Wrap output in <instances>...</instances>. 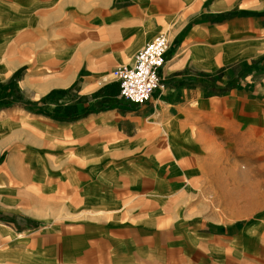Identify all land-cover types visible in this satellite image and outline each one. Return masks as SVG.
<instances>
[{
    "label": "crops",
    "instance_id": "crops-1",
    "mask_svg": "<svg viewBox=\"0 0 264 264\" xmlns=\"http://www.w3.org/2000/svg\"><path fill=\"white\" fill-rule=\"evenodd\" d=\"M158 34L162 88L123 101L112 69ZM21 68L11 91L33 110L0 109V264H264V218L199 232L176 217L170 240L192 124L218 131L204 144L263 140L264 0H0V85ZM70 87L71 120H53L41 100Z\"/></svg>",
    "mask_w": 264,
    "mask_h": 264
},
{
    "label": "rangeland",
    "instance_id": "rangeland-1",
    "mask_svg": "<svg viewBox=\"0 0 264 264\" xmlns=\"http://www.w3.org/2000/svg\"><path fill=\"white\" fill-rule=\"evenodd\" d=\"M22 72L21 68L17 72V79L22 76ZM261 77V73H259L254 76V79L258 82L257 80H260ZM72 88L63 91L52 90L45 96L44 100H41L42 103L39 107H42L43 111L48 113L53 120L56 117L71 120L69 109L76 102L75 98H70ZM14 89L8 95L9 99L20 105L33 101L26 91L16 87ZM98 106L105 107L101 103ZM33 107L37 108L35 105ZM258 123L259 128L264 127H261V122ZM193 124L192 132L197 139L199 150L194 162H190L192 165L190 168L191 173L184 180L180 179L178 183L170 181V240L171 236L174 235L172 232L174 231L173 223L176 217L185 219L190 216L192 220L196 221V227L193 226L192 229L199 232H204L207 229L205 228L207 220L216 224L218 226L217 230L224 232L222 227H225L226 223L232 222L235 229L259 220V218H264V130H256V138L263 139L260 142L261 144L254 146H224L217 144L220 141L219 133L213 131V126L209 131H201V122L197 121ZM131 132L127 131L128 135ZM145 132L147 138L155 137L152 131L147 130ZM206 136L209 139H214L217 136L215 139L217 142L214 140L213 144L211 142L210 144H204ZM183 141L186 143L187 139L185 138ZM180 146V148H188L189 150L196 149L193 144ZM146 149H150V147H146ZM6 152L7 148L0 156V165L4 162ZM190 163L176 161L175 166L182 168ZM59 168H62V165H59ZM146 181L147 179H144L139 187L148 186L149 184ZM172 187L174 189L171 190ZM180 223L179 232L188 226L184 225L183 227V222ZM189 223L185 222V224ZM130 230L128 227H123L121 233L123 235L130 233L134 236L135 232H130ZM160 239L163 241L162 238Z\"/></svg>",
    "mask_w": 264,
    "mask_h": 264
},
{
    "label": "built area",
    "instance_id": "built-area-1",
    "mask_svg": "<svg viewBox=\"0 0 264 264\" xmlns=\"http://www.w3.org/2000/svg\"><path fill=\"white\" fill-rule=\"evenodd\" d=\"M166 48L165 36L158 34L135 52L130 65L112 69L120 99L139 105L146 102L154 90L162 88L158 71L163 66Z\"/></svg>",
    "mask_w": 264,
    "mask_h": 264
},
{
    "label": "trees",
    "instance_id": "trees-1",
    "mask_svg": "<svg viewBox=\"0 0 264 264\" xmlns=\"http://www.w3.org/2000/svg\"><path fill=\"white\" fill-rule=\"evenodd\" d=\"M17 74H18L17 72L14 73L12 77L5 84L0 85V109L15 106V105H20L16 101L8 98V95L11 92L10 86L13 84L14 79L16 78ZM21 106L23 109H26L27 111L33 110L29 107V105H21Z\"/></svg>",
    "mask_w": 264,
    "mask_h": 264
}]
</instances>
